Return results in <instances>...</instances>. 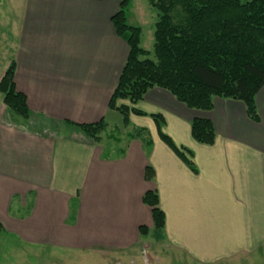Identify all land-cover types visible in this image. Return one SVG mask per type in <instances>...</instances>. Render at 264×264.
Here are the masks:
<instances>
[{
  "label": "crops",
  "instance_id": "0c3cea01",
  "mask_svg": "<svg viewBox=\"0 0 264 264\" xmlns=\"http://www.w3.org/2000/svg\"><path fill=\"white\" fill-rule=\"evenodd\" d=\"M148 5L134 6L145 27L154 11ZM118 9L117 0L0 1L12 18L14 87L29 111L26 121L10 116L0 94V233L33 248L89 254L96 264L131 260L142 245L182 252L195 264L238 257L264 264V85L255 96L258 122L239 101L214 98L210 111H194L157 88L132 106L164 118L162 132L192 152L196 174L160 141L148 116L130 115L129 123L149 132V151L138 139L120 153L61 135L75 129L68 123L106 122L116 113L108 104L128 56L111 24ZM147 31L146 38L154 33ZM193 119L212 122L213 145L192 139ZM147 191L157 193L165 216L159 236L142 203Z\"/></svg>",
  "mask_w": 264,
  "mask_h": 264
},
{
  "label": "trees",
  "instance_id": "16d2710c",
  "mask_svg": "<svg viewBox=\"0 0 264 264\" xmlns=\"http://www.w3.org/2000/svg\"><path fill=\"white\" fill-rule=\"evenodd\" d=\"M117 1L119 9L111 24L126 43L128 56L108 108L122 117L124 126L130 125V115L150 117L160 141L196 174L192 152L176 146L162 132L164 118L159 114L147 115L132 106L149 90L157 88L194 111H210L214 98L239 101L245 106L247 117L258 122L255 96L264 85V0H149L150 7L159 15L153 33L155 61L150 59V52L140 47L141 29L127 24L130 0ZM14 69V61L10 60L0 80V94L9 115L26 121L29 111L25 96L15 90ZM118 100L128 101L131 107L116 106ZM68 124L94 142H99L107 129L103 119L93 124ZM190 133L198 144H214L216 134L208 119H193ZM127 135L128 142L138 139L150 150L152 140L146 129L132 127ZM126 144L119 145L120 153L125 151ZM153 178L154 172L147 166L145 179ZM142 203L151 209L153 231L159 236L165 216L159 208L157 193L147 191ZM139 233L145 236L148 230L140 227Z\"/></svg>",
  "mask_w": 264,
  "mask_h": 264
},
{
  "label": "rangeland",
  "instance_id": "374dc122",
  "mask_svg": "<svg viewBox=\"0 0 264 264\" xmlns=\"http://www.w3.org/2000/svg\"><path fill=\"white\" fill-rule=\"evenodd\" d=\"M131 2L132 11L127 12V24L133 27H142L145 37H143L141 48L149 50L150 59L155 61L153 57V33L148 38H146V33H151V31H147L148 29L153 31V25L158 21V12L152 8L154 11L149 13L151 17L147 19L146 24L148 25L145 27L141 12H138L140 10H137L134 6L139 4H142L143 7L147 6L149 0H131ZM0 20V66H3L12 59L11 12H0ZM151 43L152 45L149 46ZM106 122L107 129L100 135L99 142L90 140L76 129H61L63 132H61V135L94 144L124 146L129 140L127 134L132 132V127L130 125L124 126L122 117L118 113H110ZM118 141H120V144H118ZM107 155H116V152L112 150ZM137 254V256L131 257V260L130 258L122 259L116 256H108L110 258L109 262H103V264H195L182 252L173 251L170 248L164 250L163 248H156L154 245L152 247L142 245ZM96 262L97 259L89 254L33 248L23 244L10 234L0 233V264H96ZM217 264H243V262L238 257Z\"/></svg>",
  "mask_w": 264,
  "mask_h": 264
}]
</instances>
